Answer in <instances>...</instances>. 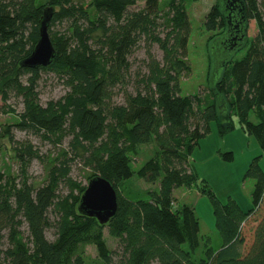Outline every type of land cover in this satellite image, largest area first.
Segmentation results:
<instances>
[{"label": "trees", "instance_id": "16d2710c", "mask_svg": "<svg viewBox=\"0 0 264 264\" xmlns=\"http://www.w3.org/2000/svg\"><path fill=\"white\" fill-rule=\"evenodd\" d=\"M138 1L142 6L136 8ZM242 1L244 42L217 70L210 58L204 94L182 95L180 77L191 72L186 0H0V112L15 116L0 125V264H85L88 245L104 264H264L261 155L252 157L245 170V177L254 179L246 211L231 197L220 201L189 162L211 122L219 135L238 123L264 154V0ZM45 9H53L48 33L54 57L47 66L23 67L20 62L37 42ZM250 20L256 29L251 37ZM62 21L68 22L65 31L52 30ZM161 24L163 34L157 32ZM203 24L218 31L211 39L230 34L219 0ZM144 36L159 46L163 58L157 60L147 48L146 70L130 91L124 85L128 56ZM42 72L53 74L65 88L64 95L44 104L36 89ZM117 86L120 103L113 101ZM11 96L20 99L19 112L7 104ZM12 126L55 144L68 137V150L52 160L37 187L28 183L26 169L40 154L31 143L15 141ZM4 138L14 144L20 181L10 166H1ZM152 142L154 155L134 170L140 146ZM69 153L83 160L87 180L100 175L114 187L117 208L106 224L78 212L86 185L69 176ZM222 156L233 159L232 151ZM134 174L147 183L158 181L157 191L147 189V198L144 189L126 187L124 192L121 184ZM61 182L66 193L60 191ZM180 186H195L209 197L217 247L210 245L211 235H200L193 206L175 205L173 191ZM249 222L254 227L247 244L243 229ZM48 229H53L52 239ZM104 229L117 240L116 250L108 247ZM201 242L202 256L197 257Z\"/></svg>", "mask_w": 264, "mask_h": 264}, {"label": "rangeland", "instance_id": "374dc122", "mask_svg": "<svg viewBox=\"0 0 264 264\" xmlns=\"http://www.w3.org/2000/svg\"><path fill=\"white\" fill-rule=\"evenodd\" d=\"M74 1L87 4V0ZM216 3L217 0H186V9L190 22L186 57L190 64L191 72L187 76L180 77L179 84L182 95H193L197 92L204 94L203 87L207 86L208 82L207 75L210 68V58L213 62L215 58L227 56L226 50L222 46L223 36L211 39L213 35L218 34V31H208L203 24L205 15ZM140 6H142V2L138 1L136 8ZM157 22H161V20ZM248 23L247 36L251 37L255 34V24L253 20H250ZM67 26L68 22L62 21L61 23H55L51 28L52 30L62 32L66 30ZM157 32L161 34L165 32L162 24L158 26ZM147 48H149L157 60L162 61L163 53L159 46L156 43L149 44L145 36L144 38L141 37L128 56L129 70L125 74L124 81L127 90H133L138 78L146 70L144 64L147 57ZM244 51L243 49L236 57L241 56ZM36 89L42 104L65 94L62 82L53 74L46 72L41 73V78L37 83ZM113 101L116 103L122 102L120 86L114 89ZM7 104L14 108L16 112H19L22 107L20 99L14 96L10 97ZM2 105L0 100V106ZM14 120V114L0 112V125L11 123ZM210 127L211 131L201 138L194 147L189 157V162L195 167L199 178L206 181L220 201L225 202L228 197H231L246 211L251 207V193L254 187V179L245 177V170L252 157L261 155L260 165L264 171V154L256 139L244 132L238 123H236L234 130L224 135L217 133L214 122H211ZM11 134L15 141L31 143L33 148L37 149L40 154V158L32 159L26 169L28 183L36 187L43 183L52 160L59 155L62 149L68 150V137L62 143L55 144L53 141L43 138L32 130H20L15 126L11 127ZM1 143H4L6 148L1 166H10L12 174H18L17 181H20L22 175L19 170V164L14 157V144H10L7 138L2 139ZM155 150L156 145L154 142L140 146L138 154L132 161L133 169H138L141 164L152 157ZM227 151H232V160H226L222 156ZM68 158L67 163L70 166L69 176L73 180L86 185L88 180L85 178V174L89 169L84 167L83 160L80 157L69 153ZM60 160L63 159L61 158ZM126 187L134 191L144 189V198H147L148 194L145 193L146 190L157 191L159 184L158 181L147 183L134 174L121 184L124 192ZM60 191L61 193L67 192L65 182H61ZM128 195L131 194L128 193ZM173 196L176 206L182 204L193 206L194 212L199 219L200 235H211L212 240L210 245L217 247L219 245V238L214 228V215L209 197L200 193L195 186L189 188L184 186L177 187L173 191ZM253 227V222H249L243 229L247 244L251 241ZM21 231L26 237V224L21 226ZM46 236L48 239H52L54 237L53 229H48ZM104 238L110 249L116 250L118 248L117 240L108 234L107 229H104ZM203 248V242H201L200 247L196 251L197 257L202 256ZM117 260L118 257H114V262H117ZM85 264H104L98 259L93 245H88L85 249Z\"/></svg>", "mask_w": 264, "mask_h": 264}, {"label": "water", "instance_id": "95a60500", "mask_svg": "<svg viewBox=\"0 0 264 264\" xmlns=\"http://www.w3.org/2000/svg\"><path fill=\"white\" fill-rule=\"evenodd\" d=\"M219 8L230 34L222 39V46L225 48L227 56L215 58L212 62L213 68L216 70L244 42L245 35L243 33L246 27L242 0H219ZM52 14L53 9L44 10L39 21L37 42L30 54L20 62L21 66L28 68L47 66L54 57L55 50L48 33ZM116 208L117 197L112 184L100 175L89 179L80 196L78 212L96 218L100 224H106L114 216Z\"/></svg>", "mask_w": 264, "mask_h": 264}]
</instances>
